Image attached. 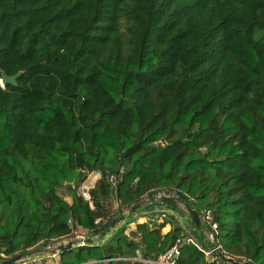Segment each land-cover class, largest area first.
Listing matches in <instances>:
<instances>
[{"label": "trees", "instance_id": "trees-1", "mask_svg": "<svg viewBox=\"0 0 264 264\" xmlns=\"http://www.w3.org/2000/svg\"><path fill=\"white\" fill-rule=\"evenodd\" d=\"M0 69L21 73L0 86L5 259L77 228L96 237L168 192L200 217L211 210L213 243L236 264H264V0H0ZM91 172L100 173L92 205L78 195ZM158 205L182 213L207 246L180 201ZM126 222L101 245L58 253L56 264H82L100 249L98 261L153 259L190 231L161 234L166 222H144L127 235ZM180 263L228 264L193 246Z\"/></svg>", "mask_w": 264, "mask_h": 264}, {"label": "water", "instance_id": "water-1", "mask_svg": "<svg viewBox=\"0 0 264 264\" xmlns=\"http://www.w3.org/2000/svg\"><path fill=\"white\" fill-rule=\"evenodd\" d=\"M1 73V78H0V86L4 87L6 85H16V79L17 77L20 76V72H17L13 76H8L6 73L0 69ZM68 188H71L72 185L66 184ZM164 198H176L178 201L181 202L184 210L186 211L190 221L193 223L194 227L200 233V235L203 238L204 243L209 247L212 248V244L210 241L206 238H204L203 235V230H202V224L200 217L196 211L195 208H193L189 202L187 201L186 196L184 195H175L171 194L168 192H164L160 195H157L153 200L145 198L141 202L133 205L130 207L128 210H126L120 217L116 218L114 221H112L98 236H96L94 239L87 238V237H74L72 239H67L64 241L56 242V243H49L46 246H42L39 249L31 250L26 253H21L16 256H13L9 259H5L0 261V264H23L24 261L28 260L29 258L33 256H39V257H53L56 256L58 253L64 252L66 250L72 249L74 247H79V246H92V245H97L99 241H102L105 236L110 233L115 231V228L119 225L124 223L131 215H133L135 212H137L139 209L147 206V205H154L159 203L161 200ZM108 244V241L105 242ZM213 249L212 256L224 263L228 264H236V262L230 258L224 256L220 251ZM99 262H104V260L93 262L94 264L99 263ZM87 264H92V263H87ZM247 264V263H245Z\"/></svg>", "mask_w": 264, "mask_h": 264}, {"label": "built area", "instance_id": "built-area-1", "mask_svg": "<svg viewBox=\"0 0 264 264\" xmlns=\"http://www.w3.org/2000/svg\"><path fill=\"white\" fill-rule=\"evenodd\" d=\"M100 179L99 172H91L88 173L83 182L78 186V195L82 197V199L89 204L92 205L91 200V190L94 188L96 182ZM112 183H114V178L110 177ZM200 217V216H199ZM201 224L203 223L208 229V235L203 232L204 238L208 239L212 244V248L220 251L224 256L228 257L220 245H216L213 241L217 240L219 235L217 223L214 220L213 214L211 210H205L201 217ZM102 221L101 219H97L95 221V225L99 224ZM186 229V228H185ZM188 230V229H186ZM76 237H85L84 235L79 236L76 234ZM193 246L199 252H201L206 258L210 261L217 260L212 256L213 249L208 246L204 247L196 235L193 232L189 231V234L181 235L177 237L175 241L162 253H160L156 258L148 259L144 258L141 253L138 254L136 258H109L104 260V262H112V261H131L138 262L140 264H182L180 263L181 251L184 247ZM55 256H53L54 258ZM52 258V257H51ZM0 259H5L3 252L0 251Z\"/></svg>", "mask_w": 264, "mask_h": 264}, {"label": "rangeland", "instance_id": "rangeland-1", "mask_svg": "<svg viewBox=\"0 0 264 264\" xmlns=\"http://www.w3.org/2000/svg\"><path fill=\"white\" fill-rule=\"evenodd\" d=\"M67 184H69V183H67ZM61 191H63V190H61ZM110 205H111V208L113 211H115L117 209V204H116L115 200L111 199ZM141 218H144V220H143L144 222H148L149 229L160 228V224L163 222H166L167 224H165V226L160 229L161 234L167 233L171 228H173L175 226H182L184 229L186 228V229H189L190 231H192L191 230V224L189 223V220L182 213H177L173 210L166 208L163 205H158V203H157V204H154L153 206H151L149 209L143 211L141 215L139 213H137L135 215L130 216L126 220L127 222L131 221L133 223V224L129 225V228H127L125 230V233L127 235H129L130 231H135V229H136L135 224L144 223V222H140ZM74 234L75 235H72V237H69V239L76 237V234H78L79 236L84 235L85 237L91 238V239L95 238V236H93L92 234H88L87 230H84L82 228H77V230ZM109 234L110 233H108L105 236V238L102 241H99L97 244L101 245V243H104L103 241H105L108 238V236H110ZM197 234H198V237L201 240H203L200 233H197ZM135 241L136 242L139 241V236H138V238H135ZM39 248H36V249H39ZM101 255H102L101 249L98 250L96 256H93L91 258L87 257V255L83 253V255L81 257V263L82 264H87V263L94 264L93 262H97L98 260H96V259ZM70 260L76 261V259L74 257H70ZM23 264H56V260H55V258L54 259L50 258L47 260L44 259L41 262L40 257L38 258V256H36L35 259L33 257L32 260L29 259L26 262L24 261Z\"/></svg>", "mask_w": 264, "mask_h": 264}, {"label": "crops", "instance_id": "crops-1", "mask_svg": "<svg viewBox=\"0 0 264 264\" xmlns=\"http://www.w3.org/2000/svg\"><path fill=\"white\" fill-rule=\"evenodd\" d=\"M143 220H144V218H141V219H140V222H144Z\"/></svg>", "mask_w": 264, "mask_h": 264}]
</instances>
